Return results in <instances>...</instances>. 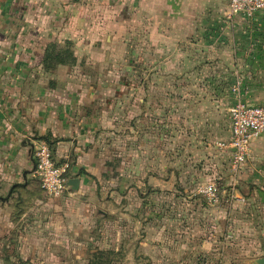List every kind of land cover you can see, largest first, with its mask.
Segmentation results:
<instances>
[{"label":"rangeland","instance_id":"1","mask_svg":"<svg viewBox=\"0 0 264 264\" xmlns=\"http://www.w3.org/2000/svg\"><path fill=\"white\" fill-rule=\"evenodd\" d=\"M206 14L194 16L193 54H144L137 30L130 35L128 63L116 69L124 98L111 107L102 150L113 168L91 231H48L0 264H88L91 247L111 250L104 264H259L264 136L237 164L219 143L230 139L233 105H264V10Z\"/></svg>","mask_w":264,"mask_h":264},{"label":"crops","instance_id":"2","mask_svg":"<svg viewBox=\"0 0 264 264\" xmlns=\"http://www.w3.org/2000/svg\"><path fill=\"white\" fill-rule=\"evenodd\" d=\"M223 6L229 0H0L1 261L14 262L17 244H37L48 231L67 239L91 231L104 201L99 184L113 168L102 150L111 107L124 98L116 69L128 63L132 32L144 54L167 46L193 54L196 11L205 17ZM52 44L69 51L67 62H46ZM42 140L79 179L72 195L41 189Z\"/></svg>","mask_w":264,"mask_h":264},{"label":"built area","instance_id":"3","mask_svg":"<svg viewBox=\"0 0 264 264\" xmlns=\"http://www.w3.org/2000/svg\"><path fill=\"white\" fill-rule=\"evenodd\" d=\"M264 10V0H229L228 13L230 16L242 14L253 16ZM230 139L228 143L220 142L221 147L229 148L233 153L235 164L241 163L250 145L256 139L264 136V105H251L238 102L230 108ZM36 175L42 189L52 197H60L71 191L69 179V164H58L50 144L40 141L36 147ZM209 196L213 187L208 189Z\"/></svg>","mask_w":264,"mask_h":264},{"label":"trees","instance_id":"4","mask_svg":"<svg viewBox=\"0 0 264 264\" xmlns=\"http://www.w3.org/2000/svg\"><path fill=\"white\" fill-rule=\"evenodd\" d=\"M62 52L63 51H57L56 44H52L50 46V51L46 54V62H48L52 66H54L55 63L67 62V60H69V58L71 57V54L69 53V51H66V50L64 51V53ZM40 187H41V183H40ZM8 247L9 245L5 246L6 251L8 250ZM91 250L92 251L89 253V257H88V264H104L105 261H103V256L107 253H111V250H103V249H97V248L93 249L92 247H91Z\"/></svg>","mask_w":264,"mask_h":264},{"label":"water","instance_id":"5","mask_svg":"<svg viewBox=\"0 0 264 264\" xmlns=\"http://www.w3.org/2000/svg\"><path fill=\"white\" fill-rule=\"evenodd\" d=\"M70 185H72L73 187H77L78 186V183H79V179H70ZM257 262L259 263V264H264V257H262V258H259V259H257Z\"/></svg>","mask_w":264,"mask_h":264}]
</instances>
